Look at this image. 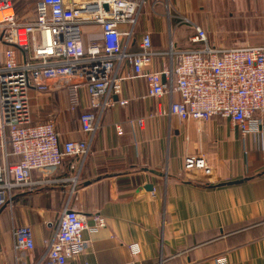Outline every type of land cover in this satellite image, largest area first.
I'll use <instances>...</instances> for the list:
<instances>
[{
  "label": "crops",
  "instance_id": "1",
  "mask_svg": "<svg viewBox=\"0 0 264 264\" xmlns=\"http://www.w3.org/2000/svg\"><path fill=\"white\" fill-rule=\"evenodd\" d=\"M142 3L135 50L143 32L151 33L155 51L201 48L192 40L195 25L216 48L264 45V0ZM83 30L85 41L101 37L98 24ZM165 63L171 64L169 54L158 55L154 68ZM128 73L122 64L119 74ZM79 93L72 110L61 82L31 90L33 121L53 118L63 140L87 137L80 115L89 96L85 87ZM118 98L129 102L103 112L85 159L69 157L56 170L35 171L38 189L17 188L0 208V264H55L46 257L45 239L56 233L66 206L81 213L89 228L87 247L65 264H264V115H257L260 137L244 139L221 116L185 121L170 115L169 104L179 95L150 97L143 77L123 81ZM42 108L51 113L46 120L35 115ZM188 154L204 155L212 174L185 170ZM97 214L104 226L94 227ZM24 224L34 231L35 247L20 252L14 230ZM133 243L140 247L137 255Z\"/></svg>",
  "mask_w": 264,
  "mask_h": 264
},
{
  "label": "built area",
  "instance_id": "2",
  "mask_svg": "<svg viewBox=\"0 0 264 264\" xmlns=\"http://www.w3.org/2000/svg\"><path fill=\"white\" fill-rule=\"evenodd\" d=\"M18 1L0 0V208L11 201L15 189H38L42 181L33 179L35 171L56 170L69 157L85 159L103 112L129 102L118 95L122 82L130 78H145L150 97L177 93L179 99L171 100L168 113L181 120L221 116L230 119L244 139L250 134L254 140L260 137L264 45L216 48L195 25L192 40L203 43L201 48L155 51L151 33L143 32L135 50L143 0H36L32 19L19 15ZM85 24L100 25V39L85 41ZM165 54L171 64L155 69V57ZM122 64L130 68L127 75L119 74ZM54 82L70 91L72 110L80 103L79 89L86 88L89 108L81 113L80 126L87 137L63 140L53 118L33 121L30 91H47ZM184 169L212 174L200 154L186 155ZM105 224L95 215L94 227ZM87 228L86 218L66 206L56 233L45 239L48 261L65 264L83 252ZM14 239L17 251L35 247L30 225L16 227ZM130 249L134 255L140 252L137 243Z\"/></svg>",
  "mask_w": 264,
  "mask_h": 264
},
{
  "label": "rangeland",
  "instance_id": "3",
  "mask_svg": "<svg viewBox=\"0 0 264 264\" xmlns=\"http://www.w3.org/2000/svg\"><path fill=\"white\" fill-rule=\"evenodd\" d=\"M35 1L36 0H19L17 4L19 15L26 19H32L34 17L33 6H34ZM38 111L35 113V115H37L38 117L37 119H40V120H46L51 115V113L44 108Z\"/></svg>",
  "mask_w": 264,
  "mask_h": 264
},
{
  "label": "trees",
  "instance_id": "4",
  "mask_svg": "<svg viewBox=\"0 0 264 264\" xmlns=\"http://www.w3.org/2000/svg\"><path fill=\"white\" fill-rule=\"evenodd\" d=\"M18 4V3H17ZM17 8V7H16ZM17 12H18V8H17Z\"/></svg>",
  "mask_w": 264,
  "mask_h": 264
}]
</instances>
